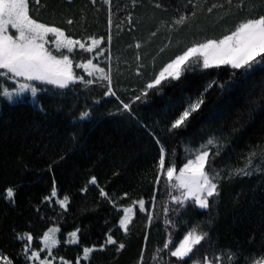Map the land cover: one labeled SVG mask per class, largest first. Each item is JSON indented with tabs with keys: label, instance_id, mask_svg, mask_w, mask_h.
Instances as JSON below:
<instances>
[{
	"label": "trees",
	"instance_id": "trees-1",
	"mask_svg": "<svg viewBox=\"0 0 264 264\" xmlns=\"http://www.w3.org/2000/svg\"><path fill=\"white\" fill-rule=\"evenodd\" d=\"M44 2L48 8L41 9L35 17L41 22L65 28L74 38L106 35V5L98 2L92 6L89 0H74L71 5L64 0ZM154 2L141 0L133 12L137 31L130 34L125 30L113 42V86L125 102L139 94L144 85L193 39L187 27L180 29L179 39L173 35L171 42L163 29L152 37L150 33L161 19L170 20L180 14L177 6L185 0H163L166 12L155 9ZM196 2L204 10L198 18L204 31L195 37L197 40L220 38L242 19L233 17L223 26H213V17L206 9L218 0ZM250 3L258 9L261 0H250ZM113 4L114 12L119 6V15L113 16V33L116 34L117 24L130 9L131 0H113ZM216 13L222 15L223 10L217 9ZM66 17L77 23L66 25ZM82 18H86V23ZM136 41L142 43L139 55L144 64L140 69L143 75L139 76L136 75L137 50L129 47ZM88 55L82 54L77 59H86ZM228 75L224 69L211 73L199 69L190 71L180 82L163 87L160 93L151 90L146 102L133 104L135 119H130L126 113L119 114L118 102L112 97H103L104 89L97 85L90 89L77 85L75 92H68L66 96H45L47 115L38 113L28 104L9 105L0 101V249L15 257L16 264H23V257L18 256L21 245L14 239L13 229L32 233L37 242L50 228L58 226L61 244L54 255L76 263L82 248L65 244L67 233L79 227L81 245L99 246L112 229L114 238L126 244L125 249L116 254L114 246H110L107 251L94 252L90 264H138L145 247V235L148 238L143 264H162L167 261V254L160 253L162 260L156 259L157 250L168 239V233L176 234L179 239L199 225L201 230L209 232L211 240V246H198L201 251L195 254L201 258L204 252L228 249L257 256L264 253V175L225 183L221 197L210 212L191 205L182 210L180 216L169 211L177 227H169L167 231L163 216L167 196L162 183L151 227H146L145 214L136 210L128 235L117 227L122 213L100 197L96 186L88 183L95 176L99 185L121 206L133 200L149 201L158 158V149L150 133L159 136L168 149L169 159L174 158L178 166L187 158L186 146L194 148L209 136L227 138L226 146L216 158L217 168L243 166L250 149L257 145L264 147V72L248 77L238 75L234 87L223 93L212 88L205 94L200 112L194 114L186 129L167 132L168 125L183 110L186 98L195 99L209 80L223 82ZM96 100L100 101L98 105L94 103ZM58 105H62V110H57ZM85 107L92 109L91 122L74 124ZM255 162L260 164L259 159ZM53 174L58 197H70L67 212H62L55 198L51 205L42 202L52 191ZM9 186L17 191L15 207L4 200L5 189ZM85 187L87 192H82ZM124 193L128 195L121 199ZM168 207L173 208L170 204ZM225 264H228L226 257Z\"/></svg>",
	"mask_w": 264,
	"mask_h": 264
},
{
	"label": "snow or ice",
	"instance_id": "snow-or-ice-1",
	"mask_svg": "<svg viewBox=\"0 0 264 264\" xmlns=\"http://www.w3.org/2000/svg\"><path fill=\"white\" fill-rule=\"evenodd\" d=\"M64 2L71 5L74 0H64ZM98 2L107 6L106 35L89 34L86 37L74 38L67 29L35 18L41 9L48 8L44 0H0V101L9 105L28 104L38 113L47 115L46 105L43 102L45 96H66L68 92L74 93L77 85L83 86L84 89L97 85L104 89L103 97H112L118 102L119 114L126 113L130 119H135L132 105L137 102H146L151 90L160 93L163 87L173 82H180L186 73L197 69L205 73L221 69L227 71L229 73L227 80L223 82L219 79L209 80L195 99L186 98L183 110L167 127V132L173 133L189 126L194 114L200 112L205 104V94L209 90L216 88L223 93L234 87V81L238 75L248 77L256 72H264V0H261L258 9L250 3V0H218L212 3L206 12L213 17V26H223L233 17H242V19L229 28L222 37L203 40H197L195 37L204 31L198 23L199 15L204 10L200 8L196 0H185L184 4L177 6L176 10L180 14L170 20L161 19L150 35L155 37L163 29L167 31L169 42H171L173 35L179 39L180 29L187 27L188 34L193 37L191 43L170 59L158 74L144 85L139 94L131 98L130 102H125L117 95L113 86L112 48L114 40H118L123 31L127 30L130 34L137 31L133 12L141 0H131L130 9L123 20L117 24L116 34L113 33V16L119 15V6L114 12L113 0H89L92 6H96ZM153 7L162 12L167 11L163 0H155ZM217 9H222L223 14L216 13ZM82 19L86 23V18ZM64 22L68 26L77 23L71 17H66ZM129 47H134L138 53L136 60L139 66L136 75H143L140 69L144 67V64L139 55L142 43L136 41ZM160 51L163 52L164 48ZM82 54L89 55L86 59H77L82 57ZM101 57H103L102 61ZM101 63L104 64L103 67ZM75 68L82 69L86 76L77 73ZM94 103L98 105L100 101L96 100ZM57 110H62V105H58ZM91 119L92 109L85 107L73 123H90ZM150 135L157 146L158 158L155 165L156 178L153 181V194L149 201L133 200L129 205L121 206L118 200L113 199L110 193L99 185L95 176L88 181L99 189L100 197L122 213L117 227L123 230L124 235L130 232L129 225L136 215L137 207L139 212L146 216V227H151L155 216L157 193L160 192L162 183L164 194L167 196V204L163 206L167 231L169 227L173 229L177 227L176 222L169 218V211L180 216L182 210L191 205L204 212H210L212 206L221 197L225 183L264 175V147L260 145L250 149L244 158L243 166L217 168L216 158L221 155L222 149L226 146L227 138L209 136L194 148L186 146L187 158L178 166L174 158L169 159L168 149L159 136L155 133ZM257 149L260 151L258 152ZM257 159L260 160V164L255 162ZM49 171H51V165ZM81 191L87 192V187ZM127 195L124 193L121 199L126 198ZM16 197L17 191L14 187L9 186L5 189L4 200L10 206L15 207ZM53 198H57L56 202L62 212L69 210L70 197L64 195L58 198L54 174L52 191L42 202L51 205ZM169 204L174 207L170 209ZM36 211L39 212L38 207ZM59 232L58 226L50 228L42 237V247H33L32 233L17 232L13 229L14 239L21 245L18 256L23 257V264H55L57 259L60 264H72L63 257L57 258L53 255V249L61 244V239H58L56 235ZM80 232L81 229L77 227L67 233V238L63 241L67 245L81 246L82 254L77 256L76 264H81V260L90 264L94 252L107 251L110 246H114L116 254L126 247L124 242L114 238L112 229L105 234L99 246L81 245ZM147 238L145 235V247L141 250L138 264H143ZM203 245L211 246V240L209 232L201 230L199 225L190 228L178 245L172 244L169 232L168 239L162 248L157 250L156 259L162 260L159 254L166 253L168 259L162 264H225V257L228 264H264V253L257 256L254 253L245 254L231 249L212 253L204 252L202 259L196 258L195 253L201 251L198 246ZM0 264H16V258L0 249Z\"/></svg>",
	"mask_w": 264,
	"mask_h": 264
},
{
	"label": "rangeland",
	"instance_id": "rangeland-1",
	"mask_svg": "<svg viewBox=\"0 0 264 264\" xmlns=\"http://www.w3.org/2000/svg\"><path fill=\"white\" fill-rule=\"evenodd\" d=\"M12 31H14V30H12ZM50 39H54V38H51L50 37ZM101 59V61L103 60V57H101L100 58ZM96 61H94V63H95ZM101 66L103 67L104 66V64L103 63H101ZM77 73H79V74H84L85 76H86V73H83V70L82 69H79V68H75L74 69ZM9 87H11V85L9 84ZM187 155H188V153H187ZM59 198V197H58ZM56 200H57V198H55ZM173 206V205H172ZM174 207V206H173ZM137 210H138V207H137ZM135 218V217H134ZM133 218V219H134ZM170 219H172L173 220V216H171V217H169ZM174 221V220H173ZM175 222V221H174ZM131 225V224H130ZM130 225H129V227H130ZM57 235V238L58 239H60V236H61V231L59 232V233H57L56 234ZM185 235V234H184ZM183 235V236H184ZM173 236H175L174 237V240L172 241V244L173 245H178V243L180 242V240H182V238H183V236L181 237V238H179L178 239V237H177V235L175 234V235H173ZM172 237V236H171ZM41 241H42V238L40 239V240H38L37 242L33 239V247H42V243H41ZM37 243V244H36ZM57 249V248H56ZM56 249H53V255H54V250H56ZM43 255H44V253L42 252V257H43ZM196 255V258H201V256L200 255H198V254H195ZM202 259V258H201ZM154 262L156 263V260H154ZM85 263H88V262H85V261H83V260H81V264H85ZM55 264H60V261H59V259H57L56 261H55ZM72 264H76V263H72Z\"/></svg>",
	"mask_w": 264,
	"mask_h": 264
},
{
	"label": "flooded vegetation",
	"instance_id": "flooded-vegetation-1",
	"mask_svg": "<svg viewBox=\"0 0 264 264\" xmlns=\"http://www.w3.org/2000/svg\"><path fill=\"white\" fill-rule=\"evenodd\" d=\"M173 220L175 221V217L173 218ZM174 237H175V236L172 235V237H171L172 241L174 240ZM175 238H176V237H175Z\"/></svg>",
	"mask_w": 264,
	"mask_h": 264
}]
</instances>
